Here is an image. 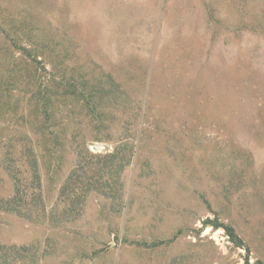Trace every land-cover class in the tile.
Returning a JSON list of instances; mask_svg holds the SVG:
<instances>
[{"label": "rangeland", "instance_id": "rangeland-1", "mask_svg": "<svg viewBox=\"0 0 264 264\" xmlns=\"http://www.w3.org/2000/svg\"><path fill=\"white\" fill-rule=\"evenodd\" d=\"M257 262L264 0H0V264Z\"/></svg>", "mask_w": 264, "mask_h": 264}, {"label": "trees", "instance_id": "trees-1", "mask_svg": "<svg viewBox=\"0 0 264 264\" xmlns=\"http://www.w3.org/2000/svg\"><path fill=\"white\" fill-rule=\"evenodd\" d=\"M33 62L35 63V65H38L40 63L39 61H37V59H35ZM55 96L56 97L59 96L58 92H55ZM52 97H53V93H51L50 90L46 86L40 85L36 89V91L34 92V102H35L34 105L36 108L35 113H38L37 112V109H38L39 114L41 112L42 118L38 120L39 122H36V123L33 122L32 124L27 126L28 127L27 129L41 136V139L31 140L27 137L26 138L21 137V139H19L15 144V148H14L11 158H15L18 156L19 160H21L24 157H27V158L30 157L32 159L35 152L43 153L47 151V148L44 144L45 140H42V138H44L45 134L47 133V129L45 127L44 122H46L49 119V113H51V105L53 103ZM4 160L9 162L7 160L6 155H5ZM25 164H28L30 166H36V160L33 159L30 163H28L26 160ZM4 205H6L7 207L10 206L9 210H14L16 207V204L9 200H4ZM208 223H212L211 226L214 229L222 228L225 231L227 237L230 239V241L234 243V245L238 247H242V242L232 226L223 225V224H215L216 222H208ZM256 264H260V263L257 262Z\"/></svg>", "mask_w": 264, "mask_h": 264}, {"label": "water", "instance_id": "water-1", "mask_svg": "<svg viewBox=\"0 0 264 264\" xmlns=\"http://www.w3.org/2000/svg\"><path fill=\"white\" fill-rule=\"evenodd\" d=\"M102 148H103V147L100 146V147H98V150H101Z\"/></svg>", "mask_w": 264, "mask_h": 264}]
</instances>
